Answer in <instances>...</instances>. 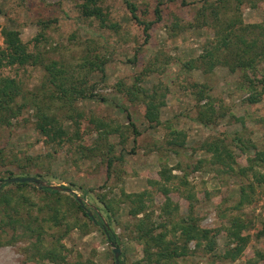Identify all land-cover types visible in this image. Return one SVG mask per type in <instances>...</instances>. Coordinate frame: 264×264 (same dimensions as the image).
Segmentation results:
<instances>
[{"label":"rangeland","instance_id":"374dc122","mask_svg":"<svg viewBox=\"0 0 264 264\" xmlns=\"http://www.w3.org/2000/svg\"><path fill=\"white\" fill-rule=\"evenodd\" d=\"M132 1L139 19L152 22L147 41L125 0H101L103 19L83 16L81 0H0V28L18 30L39 60L0 68L21 88L13 109L0 111V191L15 190V183L3 184L9 171L72 190H56L58 197L31 183L15 190L22 203L18 213L9 207L2 212L0 205V224L17 221L0 228V264H37L39 228L47 246L61 240L66 256L61 264H115L101 225L92 226L78 211L76 196L114 233L121 264H145L139 261L142 246L128 229L137 218L130 215L133 203L123 201V192H148L146 213L155 223L164 222L165 199L153 183L164 166L186 181L168 184L180 216L193 206L199 225L216 239L209 255L191 241L197 252L180 264H264V181L249 168V154L239 153L233 142L239 136L253 151L264 149V94L258 82L264 76V0ZM0 46L6 47L1 33ZM238 54L251 66L235 61ZM53 73L59 75L58 85L51 83ZM133 86L136 93H129ZM144 90L164 101L160 125L145 117ZM210 106L218 119L207 126L196 118ZM41 112L64 125L69 136L64 144L56 145L36 128ZM102 124L111 126L106 133ZM173 129L186 135L178 154L166 143ZM219 136L239 153L236 162L230 159L232 167L211 163V155L200 150L206 139ZM242 190L247 199L240 202ZM104 196L117 201L111 220L100 201ZM234 218L245 224L248 241L232 260L223 256L236 245L227 231ZM84 223L88 226L81 229Z\"/></svg>","mask_w":264,"mask_h":264},{"label":"trees","instance_id":"16d2710c","mask_svg":"<svg viewBox=\"0 0 264 264\" xmlns=\"http://www.w3.org/2000/svg\"><path fill=\"white\" fill-rule=\"evenodd\" d=\"M100 1L101 0H81L80 7L82 15L103 19L104 15L103 10L99 5ZM125 4L132 14V17L136 19L141 25H143L145 41H147L150 37L149 28L152 22L149 23L139 19L136 12L137 5L132 0H125ZM155 13L157 15V19H160L161 16L159 6L156 7ZM0 33L3 35L4 43L6 44L5 48H2L0 46V68L16 64L25 66L28 64L33 65L39 63L37 56L28 50V46L21 39L20 32L18 30L0 28ZM223 44L226 47H231V45H229L228 43L223 42ZM208 55H212V53L208 52ZM239 55L240 54L236 55L235 61L237 60V62L243 67L251 66L250 60L248 61L246 58H242V56ZM51 79V83H53L54 85H58L57 81L60 80L58 74L53 73ZM258 82L261 85L260 93L264 94V76L259 79ZM196 86L201 88L199 89V92L201 94L206 92V90L202 88L204 86ZM134 87L136 86L128 89V92L136 93V88ZM20 89V84L17 82L16 77L2 75L0 73V111L2 109H4V111L13 109L10 104L13 103L16 97L20 94ZM61 90L63 91L64 89L62 88ZM144 91V93L147 95L146 98L148 101L145 106V117L148 121H150V123H156L160 125L161 120L159 118V108L164 105V101H157L156 92H154V94L148 95V92L146 90ZM65 92H67V90H65ZM222 115L225 114L221 113L219 117H222ZM38 116L39 118L36 122V128L39 129L43 135L50 137V140H52L56 145L64 144L67 140L66 137L69 136L63 127L64 125L58 120V118L52 114H47L46 112H41V114H38ZM216 119H218V113H216L214 106H210L208 108L206 107L200 110L198 118H196V120L207 126L215 123ZM101 126L103 127L102 133H106V131H108L107 128L109 129V127H111L109 124H102ZM110 131L119 132V129L110 128ZM134 131L137 134L136 128H134ZM225 139L226 136H219V138L214 137L211 140L206 139L202 144H200V150H203L207 154L211 155V163H224L228 164L230 167H232V162H236V155H239L241 151L243 153H247L249 154L248 160L251 163L249 168L252 170L253 174H255L257 180L260 179L261 181H264V149L253 151L251 147L248 148L241 137L235 136L233 138L234 145L240 150L239 153L236 154V152L233 150L235 149V146H232L230 142L226 143ZM166 143L173 149V152L175 154H178L180 150L178 149V147H184L186 144V135L184 132L173 129L170 131ZM230 159L232 162H230ZM200 163H202V161ZM106 165L107 170L110 171L113 165V160L109 158L106 162ZM258 165L261 166L260 170H262L263 172H261L260 170L254 171V168ZM194 168L197 169L199 168V166H195ZM172 171V168L164 166L159 172L160 180L153 181V183L159 185L160 192L165 199L164 204L161 208V213L166 219L164 222L155 223L151 220L150 215L146 213L147 207L145 202V195H147L148 192L129 194L123 192V201L133 203V208L130 212V215L137 218L135 219L134 224H130L128 226V229L133 234V240L142 246L143 257L139 261L144 262L145 264H180V260L186 259L187 257L192 256L195 254V252H197V250H193L189 247V243L193 240L196 241V246L198 249L202 246L201 249L206 255L213 253V251L215 250V235L212 234V231L210 229L203 228L199 225V218L193 216V206H190L187 215L180 216L179 206L176 203L174 204L170 196L172 190L168 186V184L177 179H179L182 184H186V181L179 178L176 174H173ZM8 173L10 175L9 177L15 176V174L11 171H9ZM243 173H246V169L243 170ZM18 176L32 175L23 173V175ZM108 176L110 175L108 174ZM31 185L34 184L28 182L14 184L16 192L24 187ZM12 189L13 188H4L0 191V205L3 206L1 208L2 212L6 211L8 213V207L16 213H18L19 209H21V200L19 199V196H15L16 192ZM41 192L61 197V193L53 189L43 188ZM243 192L244 191L242 190V193ZM106 197L107 196L101 197L100 201L103 204V208L108 219L111 220V218L113 217V213H115L116 210L114 208V203H117V201L113 198L106 199ZM245 199H247V195L243 193L240 202ZM72 201L78 211L81 212L89 220L92 226H103L101 219H95V216H89L88 212L85 211V208L77 201V199L73 198ZM55 210L57 211V208H55ZM140 213H144L142 217H138ZM53 217L55 220H57V214H55ZM16 222L17 221L9 220L4 224H14ZM3 223L1 222L0 224L1 229ZM87 226L88 224L84 223L82 226H80V228L84 229ZM244 227L245 224L241 219L234 218L231 221V227H228L227 231L230 237L232 239L234 238V240L236 241V245L232 248L227 249L223 258H230L232 260H235L243 253L248 241V237L242 234V230L245 229ZM39 230L40 231L38 233L37 240L34 243V248L35 250H37L38 255L37 264H43L42 262L45 260H48L54 264H61L62 262H64L66 260V256L63 254L64 247L63 244H61V240L58 239L57 245L51 244L47 246L43 241L41 232L42 229L39 228ZM100 230L105 236L106 240H108L106 234L107 232L103 228H100ZM32 231H34V229ZM108 234L111 237H115L112 231H108ZM88 263L91 264V262Z\"/></svg>","mask_w":264,"mask_h":264},{"label":"water","instance_id":"95a60500","mask_svg":"<svg viewBox=\"0 0 264 264\" xmlns=\"http://www.w3.org/2000/svg\"><path fill=\"white\" fill-rule=\"evenodd\" d=\"M35 183L37 184L40 188H48V189H53V190H68L72 191L70 188H64L62 186L58 185H53L50 183H47L45 181H42L40 178L35 177V176H13V177H8L4 179L3 184H14V183ZM77 201L84 207L85 202L80 196H76ZM89 216H93L91 212H88ZM102 228L107 232V237H108V242L112 246V251L114 254L115 258V264H121L120 261V256L122 254L121 248L117 245L115 237H111L108 234V231H111L110 227L106 222H103Z\"/></svg>","mask_w":264,"mask_h":264}]
</instances>
